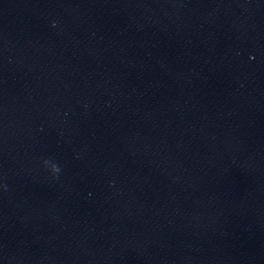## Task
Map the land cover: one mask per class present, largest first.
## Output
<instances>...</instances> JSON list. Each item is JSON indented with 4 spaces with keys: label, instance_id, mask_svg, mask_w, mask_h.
<instances>
[{
    "label": "water",
    "instance_id": "1",
    "mask_svg": "<svg viewBox=\"0 0 264 264\" xmlns=\"http://www.w3.org/2000/svg\"><path fill=\"white\" fill-rule=\"evenodd\" d=\"M0 264H264V0H0Z\"/></svg>",
    "mask_w": 264,
    "mask_h": 264
},
{
    "label": "clouds",
    "instance_id": "2",
    "mask_svg": "<svg viewBox=\"0 0 264 264\" xmlns=\"http://www.w3.org/2000/svg\"><path fill=\"white\" fill-rule=\"evenodd\" d=\"M56 22L53 21V26H55ZM45 163H49V161H45ZM52 170L53 172L58 173L60 171V168L56 165V164H52ZM5 188H7V186L5 185Z\"/></svg>",
    "mask_w": 264,
    "mask_h": 264
}]
</instances>
